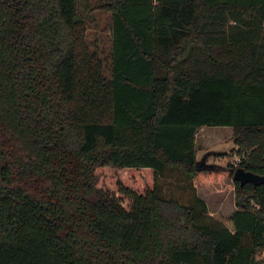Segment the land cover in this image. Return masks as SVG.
<instances>
[{"label":"trees","instance_id":"obj_1","mask_svg":"<svg viewBox=\"0 0 264 264\" xmlns=\"http://www.w3.org/2000/svg\"><path fill=\"white\" fill-rule=\"evenodd\" d=\"M103 2L108 75L76 0H0V264H264V182L218 226L198 192L264 174V0Z\"/></svg>","mask_w":264,"mask_h":264},{"label":"rangeland","instance_id":"obj_2","mask_svg":"<svg viewBox=\"0 0 264 264\" xmlns=\"http://www.w3.org/2000/svg\"><path fill=\"white\" fill-rule=\"evenodd\" d=\"M78 14L85 20L86 39L91 48H95L104 64V72L109 73L111 49V13L102 8L103 0H76ZM230 127H208L197 131L196 159L205 156L211 164L226 165L238 162L241 155L232 140ZM199 196L207 203L206 211L200 213L199 221L218 226L223 214L236 209V194L233 180L220 177L218 181L209 182L199 189ZM264 258V251L259 253Z\"/></svg>","mask_w":264,"mask_h":264},{"label":"water","instance_id":"obj_3","mask_svg":"<svg viewBox=\"0 0 264 264\" xmlns=\"http://www.w3.org/2000/svg\"><path fill=\"white\" fill-rule=\"evenodd\" d=\"M205 159H206L205 156H203L199 160L197 159L195 166L212 168L214 164L207 163ZM232 180L238 181L241 187L247 182H251L253 185H257L264 182V174L263 175L255 174L253 172L245 171L243 168L238 167L234 170Z\"/></svg>","mask_w":264,"mask_h":264},{"label":"crops","instance_id":"obj_4","mask_svg":"<svg viewBox=\"0 0 264 264\" xmlns=\"http://www.w3.org/2000/svg\"><path fill=\"white\" fill-rule=\"evenodd\" d=\"M207 129V128H206Z\"/></svg>","mask_w":264,"mask_h":264}]
</instances>
